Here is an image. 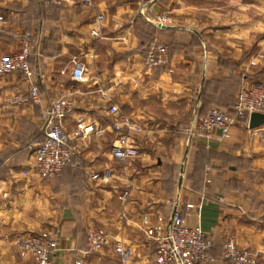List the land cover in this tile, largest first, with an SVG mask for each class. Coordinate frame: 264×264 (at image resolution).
Instances as JSON below:
<instances>
[{
	"label": "crops",
	"instance_id": "crops-1",
	"mask_svg": "<svg viewBox=\"0 0 264 264\" xmlns=\"http://www.w3.org/2000/svg\"><path fill=\"white\" fill-rule=\"evenodd\" d=\"M162 12L172 22L158 28ZM0 15L7 20L0 59L19 51L24 34L33 36L40 89L38 105H12L27 84L21 74L0 76V264H36L15 240L43 232L59 243L53 264H120L116 242L132 250L130 264H155L147 233L176 211L211 239L206 264H227L230 235L241 248L264 252V125L251 129L242 120L210 147L187 148L181 133L195 113L231 107L253 85L252 64L264 58V0H92L87 9L82 0L59 7L0 0ZM158 44L170 60L149 69L145 58ZM78 63L87 69L81 82L72 79ZM64 96L75 105L68 134L79 116L105 133L74 141V162L43 180L33 172L31 146L44 135L43 112ZM112 105L142 128L132 136L140 155L125 166L112 156ZM91 231L110 236L111 245L88 253Z\"/></svg>",
	"mask_w": 264,
	"mask_h": 264
},
{
	"label": "built area",
	"instance_id": "built-area-1",
	"mask_svg": "<svg viewBox=\"0 0 264 264\" xmlns=\"http://www.w3.org/2000/svg\"><path fill=\"white\" fill-rule=\"evenodd\" d=\"M143 3H155L157 0H141ZM65 0H45L50 6H62ZM92 6V0H82V8ZM103 16L98 17V25L94 34H98L103 22ZM171 18L168 13L162 12L155 25L165 28ZM7 25V20L0 15V29ZM35 39L30 34L21 37L19 51L0 59V76L21 74L27 84V93L15 96L12 105H38L40 103V89L37 73L30 64V57L35 49ZM169 59V50L165 45L154 46L145 58L149 69L166 64ZM86 67L76 64L72 79L81 82L86 78ZM75 114L74 103L67 97L54 100L49 108L43 112L42 131L43 139L35 141L31 150L34 156L33 172L43 180H49L60 175L64 168L77 157V146L74 141H83L90 136L101 137L105 129H97L94 124L88 123L83 116H79L73 134L66 130V120ZM111 117L110 131L115 136L112 147L114 160L124 166L139 157L138 148L134 145L133 137L142 132L141 126L131 117L124 115L117 105L108 108ZM252 114L264 115V82L242 89L232 111L211 109L205 115L194 114L192 122L181 133L185 136L187 146L204 144L210 147L214 142H222L230 136L231 130L240 120H249ZM28 177L29 173L25 172ZM96 178V177H95ZM128 192L123 199L128 197ZM147 236L155 242L157 256L155 264H206L210 257L212 241L205 235L199 226H192L179 212H174L170 220L163 226H154L152 234ZM16 245L22 252L31 255L37 264H53V258L59 250V243L55 236L43 232L38 236H18ZM111 245L110 236L97 231L88 235L89 252H96ZM114 253L119 257L120 264H130L132 250L121 242L114 244ZM224 259L227 264H261L260 257L238 245L234 236H228L224 244ZM76 264H88L85 259Z\"/></svg>",
	"mask_w": 264,
	"mask_h": 264
},
{
	"label": "rangeland",
	"instance_id": "rangeland-1",
	"mask_svg": "<svg viewBox=\"0 0 264 264\" xmlns=\"http://www.w3.org/2000/svg\"><path fill=\"white\" fill-rule=\"evenodd\" d=\"M260 10H257L256 8L254 9V10H252V16L254 17V18H257V17H259L260 16ZM172 22V20L170 21V22H168V24H170ZM5 27H2L1 29H0V32L4 29ZM35 46H36V43H35ZM153 48V47H152ZM151 48V49H152ZM150 49V50H151ZM170 60V57H169V59H168V61ZM253 65V72H252V74L250 75V77H251V81H253V82H255V81H259V80H264V58L262 59V58H259V59H257L256 60V62L255 63H253L252 64ZM252 86V85H251ZM244 88H246V87H243L242 89H244ZM242 89H241V91H242ZM240 91V92H241ZM240 92H239V94H240ZM239 94H238V96H239ZM238 98V97H237ZM74 107H75V105H74ZM214 108H216V109H221V110H225V111H229V110H227V109H225V108H223V107H212L211 109H214ZM210 109V110H211ZM209 111V110H208ZM207 111V112H208ZM230 112V111H229ZM241 121V120H240ZM239 121V122H240ZM239 122H238V124H239ZM184 129V128H183ZM182 129V130H183ZM184 138H185V136H184ZM184 141H185V146L187 147V148H190V146H187V144H186V139H184ZM172 144V143H171ZM195 146V145H194ZM193 147V146H192ZM175 200V199H174ZM53 235V234H52ZM27 236H30V235H27ZM54 236V235H53ZM56 237V236H55ZM250 251V250H249ZM252 253H254V254H256V255H258L259 257H260V260H261V264L263 263V259H262V256H263V254H264V252H259V251H251ZM31 256V255H30ZM33 258V257H32ZM35 260V259H34ZM36 262V261H35ZM37 264V263H36Z\"/></svg>",
	"mask_w": 264,
	"mask_h": 264
},
{
	"label": "water",
	"instance_id": "water-1",
	"mask_svg": "<svg viewBox=\"0 0 264 264\" xmlns=\"http://www.w3.org/2000/svg\"><path fill=\"white\" fill-rule=\"evenodd\" d=\"M264 125V115L263 114H252L249 118V127L251 129H256Z\"/></svg>",
	"mask_w": 264,
	"mask_h": 264
},
{
	"label": "trees",
	"instance_id": "trees-1",
	"mask_svg": "<svg viewBox=\"0 0 264 264\" xmlns=\"http://www.w3.org/2000/svg\"><path fill=\"white\" fill-rule=\"evenodd\" d=\"M250 78H251V77H250ZM262 82H264V80L255 81V82H253V85L260 84V83H262ZM237 97H238V96H237ZM236 101H237V99H236ZM235 104H236V102H235L231 107H227V108H225V109H227V110H229V111H232L233 108H234V106H235ZM198 113H199L200 116H203V115H205V114L207 113V111H205V112L200 111V112H198ZM241 121H242V120H241ZM243 121H247V120L244 119ZM189 124H190V123H189ZM189 124H188V125H189ZM188 125H187V126H188ZM43 137H44V135H42V137H41L40 139H43ZM40 139H37V140H40ZM37 140H35V141H37ZM35 141H34V142H35ZM34 142H33V143H34ZM33 143H32V144H33ZM198 145H202V144H198ZM73 162H74V161H73ZM73 162H72V163H73ZM72 163H70L69 165H71ZM69 165H68V166H69ZM68 166H66V167L64 168V170H65ZM64 170H63V171H64Z\"/></svg>",
	"mask_w": 264,
	"mask_h": 264
}]
</instances>
